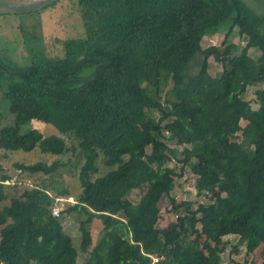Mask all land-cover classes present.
Returning a JSON list of instances; mask_svg holds the SVG:
<instances>
[{
    "label": "trees",
    "instance_id": "16d2710c",
    "mask_svg": "<svg viewBox=\"0 0 264 264\" xmlns=\"http://www.w3.org/2000/svg\"><path fill=\"white\" fill-rule=\"evenodd\" d=\"M75 4L81 34L59 40V56L23 66L0 56V97L13 115V124L0 127V150L65 154L63 136L21 130L36 120L78 139L84 159L80 192L59 216L52 207L63 198L45 184L5 183L11 177L0 163V264H219L223 237L234 234L246 254L261 245L264 264V14L243 0ZM234 29L246 39L242 48L229 39ZM222 32L221 44L202 46L204 36ZM209 57L218 73L209 72ZM248 86H255L256 108L243 97ZM166 151L181 172L168 165ZM99 160L108 169L100 172ZM62 165L15 164L44 174ZM185 166L206 202L170 195ZM133 189L137 202L127 197ZM162 197L176 218L160 227ZM63 213L78 221L79 250H89L84 261ZM94 217L102 234L89 249Z\"/></svg>",
    "mask_w": 264,
    "mask_h": 264
},
{
    "label": "rangeland",
    "instance_id": "374dc122",
    "mask_svg": "<svg viewBox=\"0 0 264 264\" xmlns=\"http://www.w3.org/2000/svg\"><path fill=\"white\" fill-rule=\"evenodd\" d=\"M255 13L259 15L264 14V0H243ZM79 17V11L76 7L75 0H59L54 5H49L43 9L25 13V14H3L0 15V56L5 57L12 63L23 66L26 65L31 58L40 56H59L61 45L59 40L67 37H75L81 34L82 24ZM230 36V41L237 44L239 48L245 45L246 39L240 36L233 30ZM224 38L223 32L221 34H213L204 36L201 41L202 46L206 47L210 44L219 45ZM249 54L255 56L257 51L254 48L248 50ZM208 69L211 74L220 71V65L214 61L212 57L207 59ZM255 86H248L243 97L248 100L252 108H256L257 104L254 100ZM156 112L153 116L156 119ZM241 125L245 121H240ZM5 124H13V115L7 110V101L0 97V127ZM50 125V124H49ZM30 127H35L43 133H53L63 136L69 147L65 154L51 155L42 153L37 147L26 150H0V163L11 179L6 180L5 183H18V188L32 185H47L50 189L49 192L59 198H63L60 203L61 208H65L67 202L74 203L75 199L80 192V183L78 173L81 164L83 163V156L80 154V147L78 139L67 134L61 135L51 125H45L36 120L23 125L22 131ZM168 133H166L167 135ZM169 148H176L174 142L165 139ZM181 149V146L177 147ZM150 148L147 147L146 151L149 152ZM166 151L170 158L168 165L175 168L177 172L180 170V162L171 156V152ZM55 160H60L63 165L60 166L54 174H44L42 172L31 173L19 169L15 164H32L37 161H44L48 164ZM98 166L100 172L108 169L99 160ZM196 175L191 171L188 166H185L181 175L175 177L174 188L170 195L176 201H192V202H206L207 197L198 195L194 187ZM17 188V189H18ZM18 189V191H19ZM66 190L67 195L59 194V191ZM17 190L13 193L17 194ZM140 192L133 189L127 192V197L137 202L140 198ZM159 219L158 225L163 227L176 218L175 213L170 210V204L167 197H162L159 202ZM62 224L64 231L70 235L73 246L78 250L77 261H84L89 253L81 252L80 248V233L78 231V221L73 214L63 213ZM89 228L92 234V241L89 245L91 249L99 240L102 231L101 224L98 218H92L89 223ZM20 239V238H19ZM17 239V240H19ZM225 241L224 251L221 253L219 264H259L261 261L260 251L261 245L257 247L252 253L246 254L245 246L239 241L238 235H226L223 237ZM236 246L237 252H233L232 248ZM21 250L20 246H17Z\"/></svg>",
    "mask_w": 264,
    "mask_h": 264
},
{
    "label": "water",
    "instance_id": "95a60500",
    "mask_svg": "<svg viewBox=\"0 0 264 264\" xmlns=\"http://www.w3.org/2000/svg\"><path fill=\"white\" fill-rule=\"evenodd\" d=\"M58 0H0V15L25 14L43 9Z\"/></svg>",
    "mask_w": 264,
    "mask_h": 264
},
{
    "label": "built area",
    "instance_id": "2783aa9c",
    "mask_svg": "<svg viewBox=\"0 0 264 264\" xmlns=\"http://www.w3.org/2000/svg\"><path fill=\"white\" fill-rule=\"evenodd\" d=\"M5 182H8V181H5ZM59 201H60V199L57 198L55 200V203H54L53 207H52V214L55 215V216H59L60 211H61V207H60Z\"/></svg>",
    "mask_w": 264,
    "mask_h": 264
}]
</instances>
